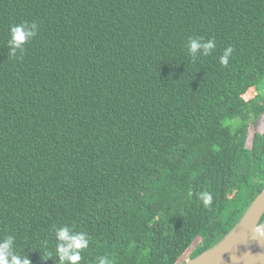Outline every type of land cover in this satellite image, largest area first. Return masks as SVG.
<instances>
[{
	"label": "trees",
	"instance_id": "trees-1",
	"mask_svg": "<svg viewBox=\"0 0 264 264\" xmlns=\"http://www.w3.org/2000/svg\"><path fill=\"white\" fill-rule=\"evenodd\" d=\"M263 188L264 0H0V239L31 264L63 225L80 264H185Z\"/></svg>",
	"mask_w": 264,
	"mask_h": 264
},
{
	"label": "clouds",
	"instance_id": "clouds-1",
	"mask_svg": "<svg viewBox=\"0 0 264 264\" xmlns=\"http://www.w3.org/2000/svg\"><path fill=\"white\" fill-rule=\"evenodd\" d=\"M38 34V24L21 23L11 27L8 47L9 55L16 56L18 52L23 53L25 46ZM188 51L193 62L200 56H210L216 47L215 39L204 40L203 38H189ZM233 48L225 49L220 57V63L227 66ZM205 208L212 204L213 197L210 192L204 191L198 194ZM56 258L59 264H80L84 259L83 253L89 248V237L84 232H74L67 225L60 226L55 230ZM0 264H31L28 256L20 255L16 250L15 237L12 235L0 239ZM97 264H111L108 256L97 257Z\"/></svg>",
	"mask_w": 264,
	"mask_h": 264
},
{
	"label": "water",
	"instance_id": "water-1",
	"mask_svg": "<svg viewBox=\"0 0 264 264\" xmlns=\"http://www.w3.org/2000/svg\"><path fill=\"white\" fill-rule=\"evenodd\" d=\"M263 216L264 188L219 243L185 264H264Z\"/></svg>",
	"mask_w": 264,
	"mask_h": 264
},
{
	"label": "rangeland",
	"instance_id": "rangeland-1",
	"mask_svg": "<svg viewBox=\"0 0 264 264\" xmlns=\"http://www.w3.org/2000/svg\"><path fill=\"white\" fill-rule=\"evenodd\" d=\"M259 130H260V128H259ZM259 133V132H258ZM255 136V135H254Z\"/></svg>",
	"mask_w": 264,
	"mask_h": 264
}]
</instances>
